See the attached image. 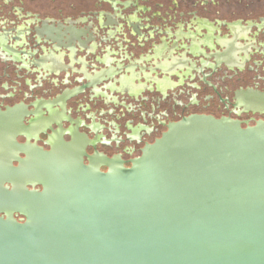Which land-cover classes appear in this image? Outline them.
<instances>
[{"label":"flooded vegetation","instance_id":"1","mask_svg":"<svg viewBox=\"0 0 264 264\" xmlns=\"http://www.w3.org/2000/svg\"><path fill=\"white\" fill-rule=\"evenodd\" d=\"M237 3L0 0V162L17 189L42 192L67 152L130 167L192 115L264 120V0Z\"/></svg>","mask_w":264,"mask_h":264},{"label":"water","instance_id":"2","mask_svg":"<svg viewBox=\"0 0 264 264\" xmlns=\"http://www.w3.org/2000/svg\"><path fill=\"white\" fill-rule=\"evenodd\" d=\"M90 161L63 153L42 192L0 162V264H264V120L192 115L130 167Z\"/></svg>","mask_w":264,"mask_h":264},{"label":"rangeland","instance_id":"3","mask_svg":"<svg viewBox=\"0 0 264 264\" xmlns=\"http://www.w3.org/2000/svg\"><path fill=\"white\" fill-rule=\"evenodd\" d=\"M221 1H226V0H221ZM234 1H235V2H234ZM225 4H227V2H226ZM232 4H234V5H233V8H235V9H239V5H238V3H237V0H232ZM261 5H262L263 8H264V4L262 3Z\"/></svg>","mask_w":264,"mask_h":264}]
</instances>
